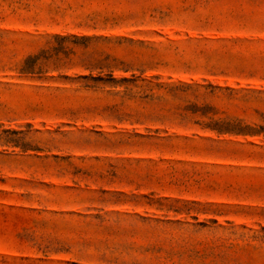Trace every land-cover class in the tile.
<instances>
[{"label": "rangeland", "instance_id": "rangeland-1", "mask_svg": "<svg viewBox=\"0 0 264 264\" xmlns=\"http://www.w3.org/2000/svg\"><path fill=\"white\" fill-rule=\"evenodd\" d=\"M0 264H264V0H0Z\"/></svg>", "mask_w": 264, "mask_h": 264}]
</instances>
